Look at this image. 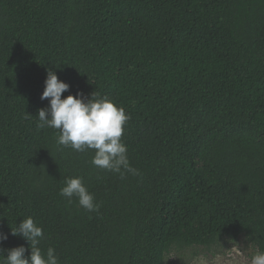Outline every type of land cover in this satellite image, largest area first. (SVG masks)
<instances>
[{"label": "trees", "instance_id": "16d2710c", "mask_svg": "<svg viewBox=\"0 0 264 264\" xmlns=\"http://www.w3.org/2000/svg\"><path fill=\"white\" fill-rule=\"evenodd\" d=\"M49 70L130 116L137 174L38 127ZM80 177L99 204L60 195ZM59 264H165L244 237L264 251V0H0V231L23 219ZM3 255L0 254V260Z\"/></svg>", "mask_w": 264, "mask_h": 264}, {"label": "clouds", "instance_id": "9594fccd", "mask_svg": "<svg viewBox=\"0 0 264 264\" xmlns=\"http://www.w3.org/2000/svg\"><path fill=\"white\" fill-rule=\"evenodd\" d=\"M70 84L60 80L55 71L49 70L45 80V89L41 99H48L49 106L38 112V127L52 128L58 131L57 144L70 147L74 151L94 150L92 164L100 169L120 173L122 169L137 174L127 158V146L122 142L124 126L130 119L123 107H118L108 98H97L93 93L87 98L83 93L68 95ZM60 195L71 202L75 197L79 206L89 212L98 211L99 204L89 192L82 178L72 177L64 182ZM13 236H22L31 247L30 257L27 249L18 246L7 250L0 248L3 259L0 264H59L55 249L48 248L46 254L39 248L43 238V228L32 217L23 219L16 228H11ZM8 239V234L0 231V244ZM250 264H264V251L257 250L251 256Z\"/></svg>", "mask_w": 264, "mask_h": 264}, {"label": "rangeland", "instance_id": "374dc122", "mask_svg": "<svg viewBox=\"0 0 264 264\" xmlns=\"http://www.w3.org/2000/svg\"><path fill=\"white\" fill-rule=\"evenodd\" d=\"M256 251L244 237L236 241L224 239L210 247L174 248L167 255L165 264H250Z\"/></svg>", "mask_w": 264, "mask_h": 264}]
</instances>
